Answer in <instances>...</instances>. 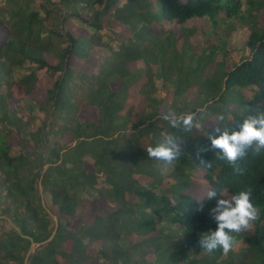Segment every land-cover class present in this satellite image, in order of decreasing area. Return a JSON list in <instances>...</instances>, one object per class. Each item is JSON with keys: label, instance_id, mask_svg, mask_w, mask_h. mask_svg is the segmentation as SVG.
<instances>
[{"label": "trees", "instance_id": "obj_1", "mask_svg": "<svg viewBox=\"0 0 264 264\" xmlns=\"http://www.w3.org/2000/svg\"><path fill=\"white\" fill-rule=\"evenodd\" d=\"M249 26L234 63L229 40ZM170 110L200 127L173 128ZM259 111L264 0H0V264L31 245L4 216L43 243L30 264H264V148L233 165L209 139ZM169 134L180 156L150 158ZM212 189L250 190L260 213L227 253L198 243L217 226Z\"/></svg>", "mask_w": 264, "mask_h": 264}, {"label": "clouds", "instance_id": "obj_2", "mask_svg": "<svg viewBox=\"0 0 264 264\" xmlns=\"http://www.w3.org/2000/svg\"><path fill=\"white\" fill-rule=\"evenodd\" d=\"M198 111H203L200 109ZM162 119L169 121L173 128H183L190 131L197 119L196 112L183 115H175L171 110L166 113ZM222 121L223 116L219 117ZM218 135L209 136L210 147L218 149L222 159L228 163L236 165L237 161L246 157L248 149L255 143L257 150L264 148V112L257 115L248 116L243 119L238 126L229 131L216 129ZM183 142L179 137L169 134L155 146H149L147 153L150 158L171 163L178 158L183 149ZM239 170L238 168L236 169ZM207 200H216L215 207L210 209L217 226L215 230L203 232L199 236V246L209 253H212L218 247L227 253L233 246V233H239L249 227L250 222H254L259 217V210L251 200L250 190H240L233 194L230 199L218 197L215 189L209 190L206 194ZM199 212L205 211V202L198 201Z\"/></svg>", "mask_w": 264, "mask_h": 264}, {"label": "rangeland", "instance_id": "obj_3", "mask_svg": "<svg viewBox=\"0 0 264 264\" xmlns=\"http://www.w3.org/2000/svg\"><path fill=\"white\" fill-rule=\"evenodd\" d=\"M38 4L39 3H37L36 5H38ZM249 31H250V26L248 28H246V27L245 28L236 27V30L233 32L232 38L229 40V44L227 45V49H228V52L234 53V63H237L240 60V56L235 55L236 48L239 46L240 35L242 33H246L247 34V33H249ZM162 37H164V36H162ZM221 37L223 38V35ZM204 39H205L204 38V35L197 33L194 36L193 41H194V44L197 43V44L202 45L203 42L205 41ZM110 43L111 44H114L115 41L114 40H111ZM163 47L164 46L157 47L156 50H154V54L151 55V57H150V58H152L156 62V64L159 65V68L160 69H162V66L165 65V64L166 65H170V66L173 65L171 63V53H167L168 52V47L167 46H165L164 48ZM219 55L221 56L220 53H219ZM137 67H139L138 69H140L141 71H145L146 70V65H144L142 63H139L137 65ZM164 70H166V73H170V75L173 73V70H171L169 68V66L168 67L165 66ZM176 71L177 70H175L174 73H176ZM161 73H162V71L161 70H158V73L155 74V80L161 81L160 79L161 78H164L163 77L164 75L161 76ZM175 76H176V74H175ZM193 79H194V77H193ZM157 92H158V95H159L160 98L166 97L167 91L162 86H158V91ZM201 95H203V94H201ZM201 95H199V96H201ZM189 102H190V107L193 108V105L191 104L192 103V100H189ZM259 112H261V111H259ZM251 115H253V113H251L250 116ZM152 121L155 122V124L157 125V127L160 126V123L158 121H156L155 118L152 119ZM47 167H48V165L45 166V169ZM101 193L108 195L109 194V188L107 186H104L103 185L101 187V190L100 191L92 192L91 194L88 195V198L97 197Z\"/></svg>", "mask_w": 264, "mask_h": 264}, {"label": "water", "instance_id": "obj_4", "mask_svg": "<svg viewBox=\"0 0 264 264\" xmlns=\"http://www.w3.org/2000/svg\"><path fill=\"white\" fill-rule=\"evenodd\" d=\"M41 189H42V186H41ZM4 217L7 218V219H9L10 223L16 228V230H17V231H18L23 237H26V238L30 239V241H31V245H30V248H29L28 254L26 255L25 261H24V264H30L31 257H32V255H33V253L36 251V248H37L38 246L42 245L43 243H41V242H37V241H35V239H34L32 236L24 234L23 231H22V229H21L18 225H16V224L14 223V221H13L11 218H9V217H7V216H4ZM56 232H57V228L55 229L53 235L51 236V238H50L49 240H51V239L54 237V234H56ZM49 240H47V241H45V242H48ZM45 242H44V243H45Z\"/></svg>", "mask_w": 264, "mask_h": 264}]
</instances>
